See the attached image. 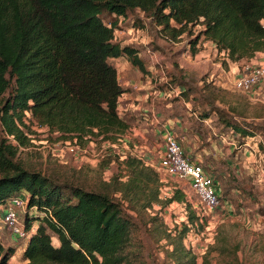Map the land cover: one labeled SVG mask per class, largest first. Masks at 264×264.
<instances>
[{
    "label": "trees",
    "instance_id": "1",
    "mask_svg": "<svg viewBox=\"0 0 264 264\" xmlns=\"http://www.w3.org/2000/svg\"><path fill=\"white\" fill-rule=\"evenodd\" d=\"M134 10L173 39L201 26L193 46L209 41L227 62L264 53V0H0V204L27 197L23 264H145L133 261L131 251L133 232L142 227L153 241L168 240L174 257L183 259L187 226L172 237L154 212L147 227L144 215L155 204L182 203L187 224L203 225L181 189L161 197L157 171L136 156L123 159L125 175L112 174L100 188L29 170L14 159L17 145L26 142V115L58 141L83 144L95 136L117 142L127 124L118 110L124 89L113 59L125 56L146 72L138 49L115 41ZM202 89L209 103L219 101L222 88L206 82ZM18 248L0 239V264H11Z\"/></svg>",
    "mask_w": 264,
    "mask_h": 264
},
{
    "label": "rangeland",
    "instance_id": "2",
    "mask_svg": "<svg viewBox=\"0 0 264 264\" xmlns=\"http://www.w3.org/2000/svg\"><path fill=\"white\" fill-rule=\"evenodd\" d=\"M126 23L128 26L125 30L115 32V41L139 49L144 55L142 59L149 69V75H154L152 83L164 81L161 88L176 84L180 91V86L184 84L187 92H180L175 100L180 101L182 95L184 104H191L200 120L212 116L213 120H208L209 127H218V135H210L209 140L203 132V142L199 143V149L212 155L211 159L201 164L219 183L221 205L209 211L185 179L168 174L160 167L158 158L148 162L139 147L135 146L137 139L130 138V144L126 143L125 130L116 136L115 146L110 139L95 136L87 137L83 144L75 140L62 142L57 140V134H51L26 115L27 127L23 129L25 145H17L10 138L11 143L17 145L14 159L29 170L43 173L50 171L62 178L72 176L88 186L100 188L109 182L112 174L120 172L125 175L127 169L123 159L134 154L157 171L161 197L171 195L174 188L181 189L203 225L191 228L187 224V211L182 203L174 201L162 208L155 204L152 210L146 211L148 215H144L145 221L157 212V217L172 237L183 231L186 225L188 230L182 239L186 256L183 259L175 258L171 252L173 246L168 240L159 241L157 236L153 237V241L142 227L140 234L137 228L133 232L131 251L136 253L132 256L133 261H146L145 264H187L191 260H195L196 264H264V169L250 170L248 167L253 163L248 158L250 156L257 162L264 161V88L250 92L235 89L232 79L243 62H227L224 55L218 53L213 44L206 40H200L193 46L191 42L201 29L199 25L192 27L191 33L173 39L138 10L129 13ZM261 62L264 63V58L260 59ZM113 63L117 65L123 86L125 82L136 80L140 73L125 56ZM208 79L222 88V91L216 93L220 102L214 105L209 104L202 93V86ZM184 108L178 105V109L185 111ZM120 114L125 117L124 110ZM195 120L193 115L188 114V125L192 126ZM220 134H224L227 140H221ZM229 142L234 144L229 145ZM23 211L19 210L21 219L24 217ZM147 224V227H152L150 221ZM160 229L162 227L157 228V235ZM0 239L5 240V246L19 247L10 263L23 264L20 261V247L27 237L10 235L1 217Z\"/></svg>",
    "mask_w": 264,
    "mask_h": 264
},
{
    "label": "crops",
    "instance_id": "3",
    "mask_svg": "<svg viewBox=\"0 0 264 264\" xmlns=\"http://www.w3.org/2000/svg\"><path fill=\"white\" fill-rule=\"evenodd\" d=\"M138 55L141 59L142 57H144V55H142L141 52H139V49H138ZM119 58L113 59V61L115 62V60ZM263 58H264V53H259L254 59L248 62L260 63V59ZM142 62L146 72L142 73L137 68L140 71V73L139 75L136 76V80L131 82H125V86H123L120 83V79L118 76L119 83L124 89V92L119 97L118 110L120 111L119 114L121 113V110H124L125 112V117L124 115L120 114L127 124V129L125 130V142L130 144L128 139L135 138L137 139V144L134 145L139 147L140 152L142 153L143 156L146 157V160L148 162L153 158L160 159V156L163 151V140L161 137V132L164 128H168L174 134V136L179 141V143L183 146L186 155L190 158L191 161L204 162L207 161V159L209 158L211 159L212 158L211 154L208 155L207 152H205V150H203L202 148H201L202 150L199 149L201 146V144L199 143L203 142V136H204L203 132L206 133V136H208L207 140H209L210 135H214L215 137L218 135L216 133L218 127L216 129L215 127L214 128L209 127L208 125V120L209 121L213 120L212 116L200 120L197 117V114L193 112L190 106L191 104L189 105L184 104L185 101L182 95L180 96L181 97L180 101L175 100L180 92H182V94L183 93L185 94L187 92V90L185 91L184 84L180 86V88H182V90L180 91L179 88L176 87V84L174 86L169 84L168 85L169 88H167L166 86L161 88L160 85H162L164 81L163 82L160 81L158 83L156 82L152 83L153 81L152 78L154 77V75L152 74L149 75V69L146 67V64L143 59ZM243 64L244 62L242 63V65ZM117 74H118V68H117ZM179 76H181L180 73ZM206 82L210 83L212 82V80L208 79L206 80ZM212 84L215 85L213 82ZM215 86H219V84H216ZM216 103H218V101L214 102L213 105ZM209 104L212 105V103ZM178 105H183L185 107L184 108L185 111L178 109ZM188 114L193 115L196 119L192 126L191 124L188 125L187 122ZM219 138L223 141L227 140L224 134H220ZM121 142L123 143V141ZM116 144L117 143H112V145L114 146ZM228 144L232 145L234 143L229 142ZM125 147L127 146L125 145ZM228 151L230 150L228 149ZM133 156L136 155L133 154ZM248 158L253 161V163H250L248 165L250 170L262 171L264 169V161L257 162L255 158L252 156ZM207 167L209 166L207 165ZM204 169L206 170L205 167ZM218 185L219 183L217 182V192L219 193V195H221L220 188ZM0 217L2 218L1 212H0ZM3 240L2 242L4 244L5 240L4 241Z\"/></svg>",
    "mask_w": 264,
    "mask_h": 264
},
{
    "label": "built area",
    "instance_id": "4",
    "mask_svg": "<svg viewBox=\"0 0 264 264\" xmlns=\"http://www.w3.org/2000/svg\"><path fill=\"white\" fill-rule=\"evenodd\" d=\"M232 86L241 91L250 92L264 88V63H244L232 79ZM163 151L159 164L168 174L185 179L191 186L200 202L209 210L222 203L221 195L217 192V182L204 169L201 162H193L168 128L161 132ZM114 146V145H113ZM27 197L23 194L12 196L3 203L2 223L12 235L20 238L28 237L24 229L23 219L19 210L25 209Z\"/></svg>",
    "mask_w": 264,
    "mask_h": 264
}]
</instances>
